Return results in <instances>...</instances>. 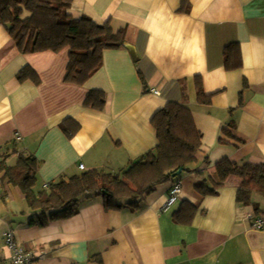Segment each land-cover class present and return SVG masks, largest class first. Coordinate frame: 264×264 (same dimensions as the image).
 <instances>
[{
  "label": "crops",
  "instance_id": "0c3cea01",
  "mask_svg": "<svg viewBox=\"0 0 264 264\" xmlns=\"http://www.w3.org/2000/svg\"><path fill=\"white\" fill-rule=\"evenodd\" d=\"M69 12L124 29L139 60L126 46L106 49L102 68L74 84L65 79L69 47L22 53L0 25V162L36 155L37 191L84 171L120 172L154 150L152 118L170 101L191 108L202 153L186 187L180 179L175 205H167L170 180L138 207L112 209L103 196L83 197L75 215L44 227L30 224L25 194L0 174V264H10V228L34 253L33 264H264V228L254 227L264 218V196L239 202L237 179L216 195L195 188L223 158L264 163V0H71ZM231 44L241 66L230 69L224 51ZM27 67L38 82L18 78ZM199 81L213 94L210 104L198 100ZM92 89L105 92L102 109L84 104ZM185 199L198 207L187 225L173 218Z\"/></svg>",
  "mask_w": 264,
  "mask_h": 264
},
{
  "label": "trees",
  "instance_id": "16d2710c",
  "mask_svg": "<svg viewBox=\"0 0 264 264\" xmlns=\"http://www.w3.org/2000/svg\"><path fill=\"white\" fill-rule=\"evenodd\" d=\"M70 6L71 0H0V25L8 29L22 53L60 51L69 47L65 79L84 85L102 68L106 49L125 46V30L116 31L109 22L98 23L86 15L76 18L70 14ZM234 45L237 44L227 46L224 51L226 66L230 69L241 66L239 49L234 56L238 60L229 55ZM27 77L39 81L31 67L18 74L21 80ZM212 97L213 94L205 93L199 81V102L210 104ZM105 102V92L100 89L90 90L84 100L85 105L97 109H102ZM152 123L158 144L120 172L84 171L62 177L51 182L48 189L37 191L38 158L32 153H22L13 166L6 165L4 160L0 162L1 181L22 190L34 211L30 224L40 227L75 215L83 197L103 196L106 207L112 209L124 205L138 207L143 196L156 186L180 180L183 172L196 171L195 164L202 153L203 134L189 106L170 101L153 116ZM77 125L75 122V128ZM224 133L230 132L225 130ZM180 169L183 172L174 176ZM201 174L198 172V176ZM234 179L239 183V202L250 204L255 193L264 196V163L240 165L230 158L218 161L215 171L202 178L195 188L203 196L216 195ZM180 204L173 218L177 223L190 224L198 207L186 199Z\"/></svg>",
  "mask_w": 264,
  "mask_h": 264
},
{
  "label": "built area",
  "instance_id": "2783aa9c",
  "mask_svg": "<svg viewBox=\"0 0 264 264\" xmlns=\"http://www.w3.org/2000/svg\"><path fill=\"white\" fill-rule=\"evenodd\" d=\"M156 93H159L155 90ZM18 139H21V136L16 134ZM81 169H85L83 164L80 165ZM182 195V182L180 180L173 183L172 189L168 197V206H172L181 201ZM253 217V215H252ZM251 217V218H252ZM254 227L261 230L264 228V218L257 217L254 219ZM4 238L6 244L11 250L10 264H33L35 255L32 251L21 247L16 240V235L13 229H8L4 233Z\"/></svg>",
  "mask_w": 264,
  "mask_h": 264
},
{
  "label": "water",
  "instance_id": "95a60500",
  "mask_svg": "<svg viewBox=\"0 0 264 264\" xmlns=\"http://www.w3.org/2000/svg\"><path fill=\"white\" fill-rule=\"evenodd\" d=\"M125 46L130 50L133 59L135 61L139 60V56L137 54V51H136L135 47L133 45H131V44H126ZM182 172H183V169H180V170H178L176 172V174H174V176H177V175L181 174Z\"/></svg>",
  "mask_w": 264,
  "mask_h": 264
},
{
  "label": "rangeland",
  "instance_id": "374dc122",
  "mask_svg": "<svg viewBox=\"0 0 264 264\" xmlns=\"http://www.w3.org/2000/svg\"><path fill=\"white\" fill-rule=\"evenodd\" d=\"M186 176H188V172H183V174L181 175L180 178L183 179V184H184V187H186L188 185V182L186 181Z\"/></svg>",
  "mask_w": 264,
  "mask_h": 264
}]
</instances>
